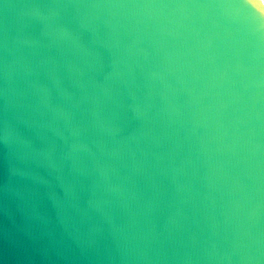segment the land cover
Returning a JSON list of instances; mask_svg holds the SVG:
<instances>
[{
    "label": "water",
    "instance_id": "1",
    "mask_svg": "<svg viewBox=\"0 0 264 264\" xmlns=\"http://www.w3.org/2000/svg\"><path fill=\"white\" fill-rule=\"evenodd\" d=\"M0 264H264V0H0Z\"/></svg>",
    "mask_w": 264,
    "mask_h": 264
}]
</instances>
